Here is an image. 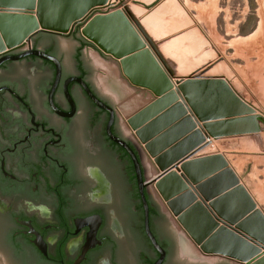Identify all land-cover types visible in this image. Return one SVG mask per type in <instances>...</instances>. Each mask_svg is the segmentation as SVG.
Listing matches in <instances>:
<instances>
[{"label":"flooded vegetation","instance_id":"1","mask_svg":"<svg viewBox=\"0 0 264 264\" xmlns=\"http://www.w3.org/2000/svg\"><path fill=\"white\" fill-rule=\"evenodd\" d=\"M57 38L73 43L68 55ZM84 41L77 26L31 38V48L58 60L57 77L52 61L33 55L0 63V264H237L197 249L146 185L148 226L162 253L152 245L133 162L107 134L108 111L88 95L112 109L110 132L138 155L130 115L95 80L88 50L112 60Z\"/></svg>","mask_w":264,"mask_h":264},{"label":"water","instance_id":"2","mask_svg":"<svg viewBox=\"0 0 264 264\" xmlns=\"http://www.w3.org/2000/svg\"><path fill=\"white\" fill-rule=\"evenodd\" d=\"M112 5L109 0H0V63L33 55L52 61L57 77L58 60L31 48L30 40L41 32L66 35L77 26L85 41L115 61L130 85L151 94L150 102L126 119L136 155L110 132L112 109L88 90L110 115L108 136L133 162L144 229L152 245L162 253L148 226L146 185L197 249L237 264H264L263 212L223 155L201 154L212 139L258 133L264 117L248 115L251 108L221 78L173 77L126 9L99 12ZM57 43L61 53L73 50L70 40L57 38ZM16 49L23 51L8 55ZM142 160L147 172L157 170L146 183Z\"/></svg>","mask_w":264,"mask_h":264},{"label":"rangeland","instance_id":"3","mask_svg":"<svg viewBox=\"0 0 264 264\" xmlns=\"http://www.w3.org/2000/svg\"><path fill=\"white\" fill-rule=\"evenodd\" d=\"M109 1L115 5L99 12L124 10L130 4L140 8L132 17L173 77L221 78L251 108L248 115L264 117V0ZM126 17L132 21L128 14ZM88 58L97 68L95 80L123 117L135 112L141 99L150 102L152 97L130 95L132 91L125 88L115 66L91 48ZM124 128L129 130L125 124ZM261 130L259 134L212 139L204 150L223 155L264 214V127Z\"/></svg>","mask_w":264,"mask_h":264},{"label":"crops","instance_id":"4","mask_svg":"<svg viewBox=\"0 0 264 264\" xmlns=\"http://www.w3.org/2000/svg\"><path fill=\"white\" fill-rule=\"evenodd\" d=\"M130 5H131V7H133V9L131 8H128V7H130ZM128 7H127V11H128V13L129 14H133V15H138L141 11H140V8L137 6V5H135V4H130ZM138 7V8H137ZM136 11V12H135ZM139 11V12H138ZM127 13V12H126ZM109 59L110 60H112L111 62H109V63H111V64H113L114 66L116 65L115 64V61L113 60V59H111L110 57H109ZM115 68L117 69V67L115 66ZM118 71V70H117ZM103 73H105V72H103ZM120 75H121V72H120ZM111 77H113V76H111ZM121 78H122V81L125 83V88L126 89H128L129 91H132V93L131 92H129V94L130 95H135V96H138V97H142V98H146V97H151V94L149 93V92H147V91H144V90H141V89H138V88H135L134 86H132V85H130L129 83H128V81H127V79L123 76V75H121ZM112 79V78H111ZM137 93H139V94H137ZM129 94H126L127 96L129 95ZM126 97V96H125ZM142 100H144V99H141V104H139L138 105V109L140 108V107H142L143 105H145L146 104V101H142ZM246 101V100H245ZM259 126H260V129H263V123L262 122H260L259 123ZM263 130H261L260 132H258V133H255V134H259V133H261ZM246 135H253V134H246ZM206 150V149H205ZM204 150V151H205ZM203 152V151H202ZM153 173H151L150 174V176L151 177H153L155 174H156V172H157V170H153L152 171ZM247 190V189H246ZM251 196V195H250ZM253 199V198H252ZM254 200V199H253ZM254 202H255V200H254ZM255 204H256V202H255ZM256 206L258 207V205L256 204Z\"/></svg>","mask_w":264,"mask_h":264},{"label":"trees","instance_id":"5","mask_svg":"<svg viewBox=\"0 0 264 264\" xmlns=\"http://www.w3.org/2000/svg\"><path fill=\"white\" fill-rule=\"evenodd\" d=\"M83 43H84V45H86V46L88 45V46L93 47L90 43H88V42H86V41H84Z\"/></svg>","mask_w":264,"mask_h":264},{"label":"bare ground","instance_id":"6","mask_svg":"<svg viewBox=\"0 0 264 264\" xmlns=\"http://www.w3.org/2000/svg\"><path fill=\"white\" fill-rule=\"evenodd\" d=\"M131 8L133 9V7L130 6V9H131ZM137 8H138V7H137ZM133 10H134V9H133ZM126 12H127V11H126ZM135 12H136V11H135ZM138 12H139V11H138ZM129 13H130V12H129ZM206 152H207V151H204V152H202L201 154L206 153Z\"/></svg>","mask_w":264,"mask_h":264},{"label":"clouds","instance_id":"7","mask_svg":"<svg viewBox=\"0 0 264 264\" xmlns=\"http://www.w3.org/2000/svg\"><path fill=\"white\" fill-rule=\"evenodd\" d=\"M102 264H107V261L106 260L102 261Z\"/></svg>","mask_w":264,"mask_h":264},{"label":"built area","instance_id":"8","mask_svg":"<svg viewBox=\"0 0 264 264\" xmlns=\"http://www.w3.org/2000/svg\"><path fill=\"white\" fill-rule=\"evenodd\" d=\"M115 5V3H113V5L112 6H114ZM108 9H111V8H108Z\"/></svg>","mask_w":264,"mask_h":264}]
</instances>
